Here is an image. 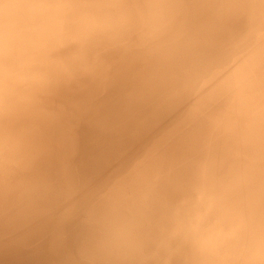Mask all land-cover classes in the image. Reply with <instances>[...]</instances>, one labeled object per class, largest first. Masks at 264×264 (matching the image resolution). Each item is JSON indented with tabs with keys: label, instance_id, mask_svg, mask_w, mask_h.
I'll return each mask as SVG.
<instances>
[{
	"label": "clouds",
	"instance_id": "1",
	"mask_svg": "<svg viewBox=\"0 0 264 264\" xmlns=\"http://www.w3.org/2000/svg\"><path fill=\"white\" fill-rule=\"evenodd\" d=\"M0 264H264V0H0Z\"/></svg>",
	"mask_w": 264,
	"mask_h": 264
}]
</instances>
